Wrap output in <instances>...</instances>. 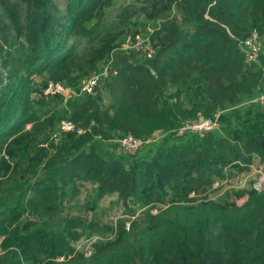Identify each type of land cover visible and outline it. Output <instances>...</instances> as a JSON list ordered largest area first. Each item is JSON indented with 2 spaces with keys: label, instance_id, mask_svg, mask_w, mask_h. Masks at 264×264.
<instances>
[{
  "label": "trees",
  "instance_id": "1",
  "mask_svg": "<svg viewBox=\"0 0 264 264\" xmlns=\"http://www.w3.org/2000/svg\"><path fill=\"white\" fill-rule=\"evenodd\" d=\"M138 19L154 23L149 36L156 47L148 59L124 54L118 44ZM253 30L260 51L247 62L239 42ZM0 61L20 74L43 75L35 84L41 94L48 80L76 94L81 78L107 65L93 92L72 97V112L63 116L78 125L74 115L81 111L95 124L89 121L82 133L59 132L60 140L47 145L39 136L53 125L48 115L40 119L25 100H10L12 88L0 80V264H264V180L240 205L229 196L187 198L225 170H240L256 155L264 159V98L218 113L225 134L185 130L171 144L145 147L158 124L140 122L168 118L165 101L153 104L166 83L176 100L184 97L182 111L189 104L191 114L208 118L264 94V0H0ZM25 87L19 78L17 88ZM123 103L135 121L123 119ZM143 103L150 115L140 112ZM110 123L144 143L133 154L90 149V136L110 137ZM77 181L95 187L83 206L73 204ZM109 193L126 210L129 204L142 210L126 230L119 221L112 238L95 240L86 257L70 243L110 231L87 216Z\"/></svg>",
  "mask_w": 264,
  "mask_h": 264
},
{
  "label": "rangeland",
  "instance_id": "2",
  "mask_svg": "<svg viewBox=\"0 0 264 264\" xmlns=\"http://www.w3.org/2000/svg\"><path fill=\"white\" fill-rule=\"evenodd\" d=\"M123 1L125 0H115V2L118 3ZM137 22H138V27L136 29L138 30L137 33L138 32L142 34L148 33L152 30V27L154 26L153 22H145L142 19H138ZM135 31L129 30L119 39L118 44H120L119 45L120 51H122L124 54L131 53L130 51L124 48V44L127 38L131 37V35ZM1 47L5 48L7 47V45L2 44ZM9 48H11V46ZM241 48H242L241 51L245 57V52H244L245 50L242 46ZM114 62L112 63L111 68H113ZM103 68L104 65L99 64L97 66L98 71L95 73L99 74ZM90 73H91L90 75L81 78L80 81L94 74L92 72ZM21 74L19 73V71L14 70L12 67H4L0 63V80L5 84H8L10 89L12 88L10 93L9 91L7 92L8 98L16 102L25 100L28 110L29 111L32 110L33 112L36 111L35 114L38 117H40V119L44 118L45 116L44 113H46L50 118V121L53 123V125H49L44 130H42L39 139L43 144L46 145L49 143L54 144L57 141H59L61 138L60 137L61 135L59 134V130H58L59 121L65 119L63 117L65 112L66 114L67 113L71 114L72 112V107H70V103L72 101L71 98L79 95L74 94L73 92L70 93V95L66 96L65 98L62 97V100H56V101L42 98L41 97L42 94L40 92L38 93V91H35V89L37 88L35 87V84H40L41 82H43L44 76L33 75V74L27 75L23 72H21ZM100 77H98V79H100ZM19 78L23 80L24 84H26V87L23 90L22 88H17V82ZM27 79L28 82L26 83ZM173 90L174 87L171 84L166 83L163 86L161 92H157L158 96L156 98V101L153 102V104L161 106V103L165 101L166 104L169 105V109L163 110V112H166L168 110V114H169L168 118L160 122L158 117L153 116L154 118L153 117L145 118L140 121L144 125H149V126L153 124H158V127L155 128L152 132H150V135L145 138L147 141L145 143V147L155 145L161 141H163L165 144H169V143L171 144L173 139L178 134L185 132V130L182 129L184 123L193 121L197 116L203 115V113L201 112H196L191 114V108L189 104L188 106L187 104H183L182 108L184 110L182 111L181 107H178V104H179V100L184 101V97L180 95V97L178 96V99L176 100L173 96L175 95V92H173ZM258 96L259 95H254L250 98L242 99L235 105L231 107L228 106L225 109H221V110L216 109L210 115L207 116H211L213 114L215 117L217 116L218 113L219 114L227 113L230 110H241L244 109L248 104H257L256 101ZM67 100H69L70 102ZM5 102H7V100ZM100 104H104L108 106L107 102L105 103L101 102ZM146 106H150V105L149 104L146 105L145 103L141 104L139 107L140 112H144L146 115H150L147 113ZM118 109L123 119L129 121H135L131 113L132 112L131 107L123 103L118 107ZM74 117L77 119L76 121L78 122L77 123L78 125H76L71 120L70 121L74 123L76 127L83 128L82 126H84L83 128L84 130L85 128L86 129L88 128L87 125L89 121H92V123L95 124L93 120H90V117L85 115V112L83 114L81 111H78L74 115ZM232 120L234 122L237 121L236 117H233ZM224 125L225 123H222L220 121L216 122V126L213 132L216 134H225L224 131L220 130V128H223ZM28 127H29L28 124L24 126V128H28ZM102 128L106 129L107 125L104 124ZM109 128L111 129V131H110V137L108 139H104L100 137L101 136L100 134H99L100 136H93V137L90 136L91 138L89 139L91 145L90 149L93 148L94 151L105 155L122 154V152L118 148L117 140L121 138L123 135L116 129L115 123H110ZM263 180H264V159H261L256 155L253 156L252 162L249 163L247 166L242 167V169L240 170H225L224 177H222L219 180H214L206 191L199 192L197 193V195H193L191 193L188 195L187 198H196L197 201L204 202L206 200H226L225 196H229L231 199L235 197L236 204L240 205L242 202H245L247 200V194H246L247 191L255 190L259 192L262 189ZM75 184L78 185L79 193L73 200V204H75L74 206H79V205L83 206L84 201L89 197V195L91 194V192L95 187L90 182L80 183L79 181H77L75 182ZM238 193L239 196L236 197ZM89 199L90 198H88V200ZM158 207H159L158 205L151 207L149 209V213L151 215L156 214L158 211L157 209L161 208L162 206L159 208ZM141 210H142L141 208H137V206H133L132 204H129V209L126 210L117 201L115 193H109L105 195L97 202V207L95 208V216L91 218V216L88 213L87 216L88 219H90V221L92 220L97 221L98 226L100 223L110 226L111 227L110 231H106V232L100 231L90 234L88 236L80 235L76 239V241L70 243V246L73 247L74 251L78 249L83 253L84 256L89 257L92 251V243L95 240H105L106 237H109V239L112 238L114 233L118 230L117 224L119 221L123 222V229L126 230L127 228H129L130 223L134 221L136 218H138V214L140 213ZM70 211H72L73 213H77L73 209H70ZM56 260H61V257H57Z\"/></svg>",
  "mask_w": 264,
  "mask_h": 264
},
{
  "label": "built area",
  "instance_id": "3",
  "mask_svg": "<svg viewBox=\"0 0 264 264\" xmlns=\"http://www.w3.org/2000/svg\"><path fill=\"white\" fill-rule=\"evenodd\" d=\"M149 33L150 32H148L147 34H142L139 32L134 33L133 35H131V37L127 38L124 44V48L127 49L128 51L133 52L138 59L151 58L156 46L150 40ZM240 42H242V47L245 50L244 51L245 60L247 62H255L260 51V43L258 41L256 32L254 30L251 31V33L248 36H246L244 40ZM106 75H107V65L104 66V68L99 74L94 73L91 76L81 80L76 94L92 93L98 77L106 76ZM66 87L67 86H65L64 84L58 81L48 80L45 86L42 88V94L43 95L59 94L63 98H65L66 96L70 95V93L74 92L69 87L67 88ZM263 98H264V94H260L257 97V100L262 101ZM215 126H216V117L208 118L203 116H197L193 121L184 123L182 129L191 130L195 132H204L214 129ZM58 130L59 132H75V133L83 132L82 128L76 127L75 124L68 119H63L59 121ZM143 143H144L143 139L139 137H135L131 134H125L117 140L119 150L125 154L135 153Z\"/></svg>",
  "mask_w": 264,
  "mask_h": 264
},
{
  "label": "water",
  "instance_id": "4",
  "mask_svg": "<svg viewBox=\"0 0 264 264\" xmlns=\"http://www.w3.org/2000/svg\"><path fill=\"white\" fill-rule=\"evenodd\" d=\"M239 45L242 46V42H239Z\"/></svg>",
  "mask_w": 264,
  "mask_h": 264
}]
</instances>
